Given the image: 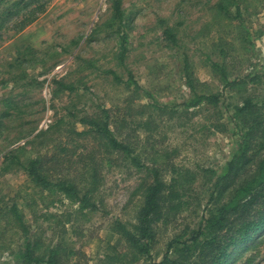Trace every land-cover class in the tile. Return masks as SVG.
<instances>
[{
	"label": "rangeland",
	"instance_id": "rangeland-1",
	"mask_svg": "<svg viewBox=\"0 0 264 264\" xmlns=\"http://www.w3.org/2000/svg\"><path fill=\"white\" fill-rule=\"evenodd\" d=\"M217 1L122 0L129 22L130 51L126 61L141 85L156 91L162 101L178 102L188 95L180 62L163 35L164 28L171 27L190 56L201 90L223 94L221 120L229 124L228 131L215 130L211 124L213 111L164 123L162 135L154 139L155 147L177 149L175 161L198 172V177L189 192V208L171 213L158 223L152 258L132 264H157L172 239L183 241L197 229L207 214L205 200H198L205 197L210 178L206 174L221 171L237 147L238 136L232 133L236 128L228 120L229 108L246 96L264 99V82L250 81L264 73V0L244 2L249 41L243 39L238 21L227 20L218 12ZM41 2L45 3V11L19 30L21 18ZM30 8L23 9L0 29V198L18 202L32 232L47 246L57 242L54 237L62 227L53 219L48 222L37 215L71 214L64 234L75 249L69 264H120L115 256L123 250L124 243L113 233L112 224L116 219L136 221L142 197L135 194V189L146 177L145 170H106L97 208L83 211L78 205L70 209L68 200L52 203L51 198H42L17 167L3 171L7 151L25 147L23 156H34L39 142L48 134L32 143L28 140L48 130L56 120L67 118L69 110L92 112L99 104L124 107L126 99L132 98V91L111 75L88 65L92 62L127 77L117 58L116 35L110 36L112 31L105 25L112 16V0H40ZM210 62L225 64L231 80L244 79L247 84L225 87L222 73L214 70ZM58 81L78 86L79 90H60ZM132 99L138 101L136 97ZM140 138L149 146L150 140L142 131ZM16 241L12 247L20 245L21 241ZM235 257L233 264H264V240L251 249H239ZM0 264H15V259L0 249Z\"/></svg>",
	"mask_w": 264,
	"mask_h": 264
},
{
	"label": "trees",
	"instance_id": "trees-1",
	"mask_svg": "<svg viewBox=\"0 0 264 264\" xmlns=\"http://www.w3.org/2000/svg\"><path fill=\"white\" fill-rule=\"evenodd\" d=\"M39 1L0 0V29L6 21ZM246 1L218 0L216 7L225 19L238 21L243 39L249 41V30L243 18ZM45 8L44 2L30 8L29 15L19 21V30L35 21ZM105 25L112 31L110 36L116 35L117 58L127 77L92 62L88 65L111 75L117 83L132 91V98L136 97L138 101L126 99L124 107L99 104L92 112L69 110L67 118L56 120L48 130H41L28 140L27 143H32L48 134L44 137L46 140L42 138L39 142L43 146H39L34 156L25 158L22 153L25 147L7 151L3 171L17 167L27 175L42 198H51L52 203L68 200L70 209L78 205L83 211L97 208V196L106 170L124 167L145 170L146 177L135 189V194L142 197L136 221L128 223L116 219L112 224L113 233L124 243L123 250L115 257L120 264H132L152 258L158 223L171 213L189 208L192 203L189 192L198 177V172L175 161L177 149L155 147L154 139L162 135L164 123L213 111L211 124L215 130L228 131L229 124L221 120L223 94L201 90L190 56L182 49L173 28L165 27L163 35L172 55L180 62L188 89V95H183L178 102L159 99L156 91L141 85L128 66L129 22L122 0H112V16ZM225 53L223 50L222 58L226 57ZM210 63L214 70L222 73L225 87L247 84L244 79L231 80L225 64ZM263 77L264 73L250 81L263 83ZM57 83L60 90H79L73 84ZM229 110L228 120L236 128L232 133L238 136L237 147L221 171L210 170L206 174L210 178L205 197L198 200H205L207 214L188 239H172L157 264H233L239 249H251L264 240V99L258 95L246 96ZM141 131L150 140L147 147L140 138ZM4 200L0 198V249L8 251L15 264L71 262L75 249L64 235L71 214L46 212L37 215L48 222L53 219L62 227L54 237L58 238L57 242L47 246L37 233L32 232L18 202ZM16 239L21 243L15 248L12 244L17 242ZM250 242L254 245H248Z\"/></svg>",
	"mask_w": 264,
	"mask_h": 264
}]
</instances>
